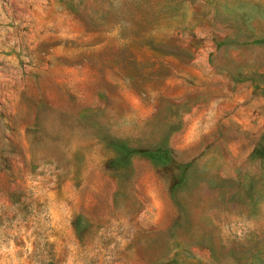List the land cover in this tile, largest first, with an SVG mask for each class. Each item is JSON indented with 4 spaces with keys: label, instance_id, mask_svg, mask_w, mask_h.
<instances>
[{
    "label": "rangeland",
    "instance_id": "rangeland-1",
    "mask_svg": "<svg viewBox=\"0 0 264 264\" xmlns=\"http://www.w3.org/2000/svg\"><path fill=\"white\" fill-rule=\"evenodd\" d=\"M0 264H264V0H0Z\"/></svg>",
    "mask_w": 264,
    "mask_h": 264
}]
</instances>
